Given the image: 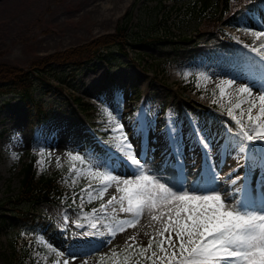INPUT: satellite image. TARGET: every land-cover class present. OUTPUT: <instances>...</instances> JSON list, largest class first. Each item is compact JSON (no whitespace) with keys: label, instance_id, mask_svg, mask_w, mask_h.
Instances as JSON below:
<instances>
[{"label":"rangeland","instance_id":"obj_1","mask_svg":"<svg viewBox=\"0 0 264 264\" xmlns=\"http://www.w3.org/2000/svg\"><path fill=\"white\" fill-rule=\"evenodd\" d=\"M237 2L231 0L229 10L220 18L218 26L224 32L220 33L210 20H204L203 11L199 10L200 0H162L169 5L167 23L176 32L184 31L189 36L186 41L133 40L135 43L125 52L110 46L104 57L93 58L78 67L52 63L46 70L48 81L37 79L32 92L41 111L17 94L0 93V197L17 192L19 158L26 160L23 153L28 151H35L37 162L43 152V165L48 173L66 164L70 167L67 154L71 152L85 157L84 165L72 162L77 167L86 169L91 164L96 169L100 165L98 170L104 171L115 161L114 174L130 178L131 170L120 163L119 133L112 130L116 123L110 120L109 112L124 126L137 153L146 158V171L159 169L162 157H157L156 148L160 147V138H164L162 154L169 159L160 163L159 172L151 170L150 174L179 180L188 177L189 166L201 160L204 167L219 162L221 167L215 171L220 176V169L229 161L226 151L236 147L233 137L239 128L227 115V108L231 106L227 96L213 103L219 98L216 85L236 79V85L228 90L233 93L234 104L236 86L243 83L252 86L255 81L253 93L258 95L264 84V64L251 47H246L258 46L259 42L244 31L246 28L264 30V0H243L239 5ZM154 3L155 0H0V62L26 67L41 55L114 30L127 10L131 13L133 34L143 36L145 29L141 27L147 25L148 16L154 10L157 13L152 6ZM201 73L210 80H204ZM56 76L63 78L64 83L58 84ZM73 94L88 101L89 106L80 109L71 98ZM247 107V104L242 105L245 123ZM236 115L239 116V110ZM194 128L211 140V159L199 143ZM168 142L172 143V157ZM219 147L222 155L214 156ZM244 155L240 153L237 158L246 160ZM248 156L257 161L254 165L244 161L242 166L247 170L248 179H243L244 173L238 169L233 175L240 178L236 179V185L222 192H234V188L239 187L245 192H234V195L237 193L241 198L245 194L244 200L253 201L258 207L264 202V166L258 163L264 161V151L257 148ZM57 158L60 167H57ZM177 159L184 166L188 163L183 173ZM69 175L64 183L71 188L79 185L83 188L89 182L88 177L81 176L73 184L75 173ZM219 181L216 186L221 188V182L226 184L228 178ZM97 185L98 181L93 182V187ZM81 188L79 203L39 202L32 207L20 205V211H0V264H54L57 259L68 260L69 264L84 261L98 264L102 256L109 257L113 251L123 257L126 243H132L130 237L135 236L136 244L146 247L160 227L145 212L135 228L117 232L113 237L108 234L109 227L117 229L120 220L134 219L130 214L119 212V205H114L115 212L110 206L107 215L97 213L101 220L97 222V229H91L84 219L85 213L99 208L101 203L119 193L113 186L104 201L88 203L87 194L81 193ZM81 195L85 198L82 207ZM78 221L85 226L77 227ZM89 232L96 234L88 235ZM16 234L20 244L27 241L32 245L29 256H17L19 249L12 253L8 238ZM57 252H63V257H58ZM127 264L145 262L128 253Z\"/></svg>","mask_w":264,"mask_h":264},{"label":"snow or ice","instance_id":"obj_2","mask_svg":"<svg viewBox=\"0 0 264 264\" xmlns=\"http://www.w3.org/2000/svg\"><path fill=\"white\" fill-rule=\"evenodd\" d=\"M244 31L246 35H251L254 41L259 42L258 46L254 44L246 47H251V51L258 54L261 64H264V30L246 28ZM200 76L204 80H210V77L203 73ZM234 85L236 79L224 80L217 84L219 98L213 103H219L220 98L228 97V104L231 106L227 108V115L239 128L233 137L237 141L239 153L248 154L257 148L264 151V84L260 86L258 95L253 93L255 81L252 82V86L248 83L236 86L234 93L237 100L233 104L231 99L233 93L228 90L233 89ZM197 87H200L199 83ZM243 104L248 105L247 123L243 119L245 116ZM236 110H239V116L236 115ZM108 115L110 120L116 123L112 130L119 133L117 139L120 141L118 145L120 163L127 165L132 176L122 178L114 174L115 161L105 167L104 171L98 170L100 165H97L96 169L91 164L86 169L77 167L72 162L84 165L85 157L69 152L67 154L70 162L69 173H75L73 184L81 176L89 178L88 184L80 190L81 193L87 194L88 203L93 200L104 201L105 195L113 186L119 193V196L112 195L106 202L101 203L99 208H93L90 213H85L84 219L88 221L91 229H97V222L101 220L97 213L107 215L110 206L115 212L114 205H119V212L130 214L134 219L120 220L117 229L109 227V235L115 237L117 232L135 228L145 212L150 215L152 221L159 223L160 227L149 239L146 247L137 245L135 236L130 237L132 243H126L123 257L121 253L113 251L109 257L102 256L98 264H127L129 252L142 258L145 264H264V206L252 209L246 200L242 202L235 199L233 192H222L216 186L220 177L214 165H209L205 173L191 182L186 176L177 181L150 174L151 170H145L146 158L137 153L133 142L124 132V126L116 121L110 112ZM194 132L206 155L211 159V140L206 135L201 136L198 129L194 128ZM229 132L231 134V129ZM40 156L41 160L38 163L43 170V152ZM56 163L57 167L61 166L59 158ZM177 164L183 173V162L177 159ZM96 181L98 185L93 187V182ZM225 182L236 185L235 179ZM240 191L239 187L234 188V192ZM80 200L82 207L85 202L83 195L80 196ZM76 226L83 228L85 225L78 221ZM87 234L95 235L96 232ZM63 255V252H57L58 257ZM54 264H69V261L57 259ZM83 264H87V261Z\"/></svg>","mask_w":264,"mask_h":264},{"label":"trees","instance_id":"obj_3","mask_svg":"<svg viewBox=\"0 0 264 264\" xmlns=\"http://www.w3.org/2000/svg\"><path fill=\"white\" fill-rule=\"evenodd\" d=\"M237 1V5H239L243 0ZM200 4L199 10L203 11L204 20H210L209 22H211L213 28L216 27L217 31L224 33L223 28L219 27L218 23L223 14L229 10L231 0H200ZM152 6L157 9V13L154 10L148 16L147 25L141 27L145 29L143 36L133 34L129 18L131 13L130 10H127L126 14L117 22L114 30L96 35L64 49L41 55L30 61L26 67L0 62V93L11 92L13 95L17 94L22 100L37 105V110L41 111L40 104L36 101L32 92L37 79L42 82L48 81L46 70L52 63H64L78 67L93 58L104 57V53L110 46H115L125 52L130 44L135 43L133 40L150 39L163 43H175L176 41L184 42L189 38L184 31L176 32L167 23L166 19L169 14L167 7L169 5L162 3V0H155ZM151 26L153 28H150ZM247 39L248 41L251 40L250 38ZM56 78L59 80L58 84L64 83L63 78L59 76H56ZM71 98L80 109L89 106V102L79 96L73 94ZM23 154L26 160L19 158V186L17 192L6 197H0V211L4 209H17L20 211V205L23 207L28 204L32 207L33 204L39 202H60L70 205L74 197L75 202L79 203L78 193L82 185L71 188L64 183L65 178L70 176L68 164L52 173H48L45 168L41 170L35 151L24 152ZM18 237L19 235L16 234L8 238L12 253L17 252V249H19L17 256H29L32 245L27 244V241L20 244ZM40 249L43 248L40 246Z\"/></svg>","mask_w":264,"mask_h":264},{"label":"bare ground","instance_id":"obj_4","mask_svg":"<svg viewBox=\"0 0 264 264\" xmlns=\"http://www.w3.org/2000/svg\"><path fill=\"white\" fill-rule=\"evenodd\" d=\"M243 48V47H242ZM169 127V126H168ZM134 132V131H133ZM158 137V136H157ZM166 138V137H165ZM168 138V137H167ZM175 138V137H174ZM177 139V138H176ZM165 145V140H164V138H160V143H159V148H156L157 150H156V153H157V157L158 156H161L162 157V162H164L165 161V159H166V161L169 159V157L168 156H166V155H164V154H162L163 152H162V148H163V146ZM167 148L169 149V156H173V154L171 153L172 151V143H170V142H168L167 144ZM140 146H144V144L142 145V144H140ZM138 149V148H137ZM165 150V149H164ZM174 150V149H173ZM222 150L220 149V147L218 148V150H216L215 151V155H214V153L212 154V155H214V156H217L218 154H220V155H222V153H220ZM167 152V151H166ZM226 153L228 154V162H226L225 164H223V168H221L220 169V173H221V175L219 176L220 177V180L222 179V178H228V181L230 182L231 180H233V179H238L239 178V176H238V178L236 177L235 178V176H233V175H235V173H236V171L238 170V169H241V171H242V173H244V178L243 179H248V177H249V175L247 176V174H246V172H247V170H246V168L245 167H243L242 165L245 163L244 161H246V162H249V163H252V165H254V164H256L257 163V161L254 159V158H251L250 156H248V154H246V155H244V156H246L247 157V159L246 160H243V159H240L239 157V159L237 158V156H239L240 155V153L238 152V149H237V147H235V148H233V147H230L229 148V150L228 151H226ZM225 154V153H224ZM192 157V156H191ZM194 157V156H193ZM221 157V156H220ZM207 158V157H206ZM204 159V158H203ZM207 161V160H206ZM162 162H160V163H162ZM188 162V161H187ZM204 162V161H203ZM160 163H159V169L158 168H156V167H154V168H150L149 170H153L154 172H159V170H160ZM259 163V165H261V166H264V161L263 162H258ZM188 164V163H187ZM187 164L185 163V166L187 167ZM178 165V164H177ZM196 166V168L195 169H193V166ZM210 165V164H209ZM209 165H206L205 164V167H204V164L201 162V160H197V161H195L194 162V164H191L190 166H189V173H188V177H187V179H188V181L189 182H191V181H195V180H197V178L199 177V176H201L203 173H205L206 171H207V169H208V166ZM249 165V164H248ZM176 166V165H175ZM184 166V167H185ZM219 166L221 167V165H220V163L218 162H216V165H215V168H216V170H219ZM179 167V166H178ZM177 166H176V168H178ZM162 168V167H161ZM176 168H174V171H175V169ZM156 169V170H155ZM250 170V169H249ZM240 171V170H239ZM180 172V171H179ZM178 172V173H179ZM248 172H250V171H248ZM241 173V172H240ZM237 175V174H236ZM243 176V175H242ZM182 178V177H181ZM181 178H178L179 180L181 179ZM240 179V178H239ZM171 180V179H170ZM173 180V179H172ZM174 180H176V179H174ZM179 180H177V181H179ZM220 183V181L218 182V184ZM222 184L221 185H223V186H221V188H220V190L222 191V190H228L232 185L230 184V183H224V182H221ZM250 189V188H249ZM251 190V189H250ZM263 191V193H264V189L262 190ZM228 192V191H227ZM242 193H244L243 191H241ZM234 193V192H233ZM234 197L235 198H237L238 200H240V201H242V202H244L245 200L244 199H246V196H245V194H242L241 195V198L243 199V200H241V198H239V196H238V194L237 193H235V195H234ZM248 198H252L251 196H249L248 195ZM247 203H249V202H247ZM251 206H252V209H257L258 207H261V206H264V202H263V205H260V206H258L257 207V205H256V203L255 202H253V201H251V203H249ZM259 204H261V203H259ZM150 219H151V217H150Z\"/></svg>","mask_w":264,"mask_h":264}]
</instances>
